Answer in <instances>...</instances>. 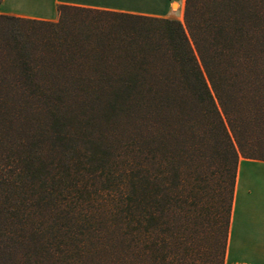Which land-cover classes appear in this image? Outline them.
Wrapping results in <instances>:
<instances>
[{"label": "trees", "instance_id": "obj_1", "mask_svg": "<svg viewBox=\"0 0 264 264\" xmlns=\"http://www.w3.org/2000/svg\"><path fill=\"white\" fill-rule=\"evenodd\" d=\"M58 11L0 15V264H196L203 234L224 264L264 162V0Z\"/></svg>", "mask_w": 264, "mask_h": 264}, {"label": "crops", "instance_id": "obj_2", "mask_svg": "<svg viewBox=\"0 0 264 264\" xmlns=\"http://www.w3.org/2000/svg\"><path fill=\"white\" fill-rule=\"evenodd\" d=\"M144 1V2H143ZM154 0H0V15L56 22L61 6L134 15H158L145 10ZM170 2L167 0L166 3ZM178 1V0H174ZM156 2V1H154ZM175 6V5H174ZM249 160H242L240 165ZM248 170L243 184L239 166L225 264H264V172ZM264 171V169H263ZM242 193V199L239 197Z\"/></svg>", "mask_w": 264, "mask_h": 264}, {"label": "rangeland", "instance_id": "obj_3", "mask_svg": "<svg viewBox=\"0 0 264 264\" xmlns=\"http://www.w3.org/2000/svg\"><path fill=\"white\" fill-rule=\"evenodd\" d=\"M156 1V2H154ZM152 5H143L145 10H154L158 15L154 16V17H159V18H167V19H176V20H180L183 21V13H184V1L185 0H178V1H174V0H170V2L168 1V3H166L167 0H154ZM144 2V1H143ZM174 5H177L176 7ZM74 14V18L76 20H81V22L76 21L78 24H76V26H79V24H83V27H89L90 25H92V20H93V16L90 14H78V13H73ZM78 16V18H77ZM144 16H148V15H144ZM103 18V17H102ZM106 18V17H104ZM60 19V17H59ZM58 19V20H59ZM57 20V21H58ZM56 21V22H57ZM107 23H105L104 25H108L110 23V21H106ZM241 169H242V173H243V184L242 186L245 185V178H246V173L248 172V170H255L253 172H256V174H253V176L251 175L250 177H252L253 179L259 178L261 180V173H263V169H264V162H258V161H245L240 165ZM239 199H242V193L239 197ZM212 233V232H211ZM199 242H198V246L201 244V238H203L202 244L200 245V250L201 252L206 256L201 257L200 259H197V263L196 264H213V261L215 262V259L219 257V254L221 255V249L219 247H217V242H216V235L213 236V234H203L202 237L199 236ZM201 253V254H202ZM206 257H207V263L206 262ZM217 261V260H216ZM226 261V257L224 259V264Z\"/></svg>", "mask_w": 264, "mask_h": 264}, {"label": "bare ground", "instance_id": "obj_4", "mask_svg": "<svg viewBox=\"0 0 264 264\" xmlns=\"http://www.w3.org/2000/svg\"><path fill=\"white\" fill-rule=\"evenodd\" d=\"M177 5H175V7H176Z\"/></svg>", "mask_w": 264, "mask_h": 264}]
</instances>
